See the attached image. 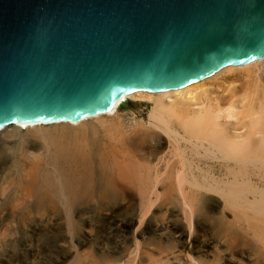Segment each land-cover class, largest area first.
Returning <instances> with one entry per match:
<instances>
[{
	"label": "rangeland",
	"instance_id": "374dc122",
	"mask_svg": "<svg viewBox=\"0 0 264 264\" xmlns=\"http://www.w3.org/2000/svg\"><path fill=\"white\" fill-rule=\"evenodd\" d=\"M152 107L131 100L101 122L0 137V264H264V237L244 210L208 188L186 184L184 193L178 188V174L166 170L168 163L211 167L217 178L228 173L223 163L198 156L165 134L144 137L139 126L155 129L149 124ZM36 161L41 182L50 176L66 190H83L93 179L91 199L78 201L71 211L63 202L37 207L40 197L52 194L44 187L28 194L23 184V167ZM258 174L249 176L264 187ZM194 176L206 186L202 173ZM108 185L112 198L102 199L100 191ZM7 226L11 232L1 239Z\"/></svg>",
	"mask_w": 264,
	"mask_h": 264
},
{
	"label": "water",
	"instance_id": "95a60500",
	"mask_svg": "<svg viewBox=\"0 0 264 264\" xmlns=\"http://www.w3.org/2000/svg\"><path fill=\"white\" fill-rule=\"evenodd\" d=\"M264 57V0H0V131L111 113Z\"/></svg>",
	"mask_w": 264,
	"mask_h": 264
},
{
	"label": "bare ground",
	"instance_id": "6f19581e",
	"mask_svg": "<svg viewBox=\"0 0 264 264\" xmlns=\"http://www.w3.org/2000/svg\"><path fill=\"white\" fill-rule=\"evenodd\" d=\"M131 100L145 101L153 105L149 113V124L155 129L139 126L140 129L146 130V133H142L144 137H150L153 140L161 138L162 134H165L173 139L177 145L185 144L198 156L217 160L220 164L223 163L221 167H225L228 176L233 179L230 180L231 178L226 176L227 174L222 178H217L212 174L211 167L209 168L211 171H206L197 163V165H192L181 161L180 167H173L168 163V167L165 169H172L176 175L178 174V188L183 190V187L189 184L194 188H208L220 193L227 201L244 210L245 217L255 222V229L260 232L261 237H264V187L256 186L249 176L251 172H258L264 180V57L246 65L226 66L210 77L177 90L159 93L133 92L120 99L111 113L88 117L74 124L60 122L27 126L10 125L0 131V137L9 139L25 131L37 134L48 127H81L92 121L101 122L107 117L111 118L117 115L120 108L125 107ZM135 162L137 163V161ZM32 164L29 169L26 168L27 166L23 167L25 174L23 184L29 190L28 194H31L30 191L32 192L36 188L43 187L47 189L49 194H52L49 199L47 196L40 197L37 205L34 203L37 207H41L48 201L50 205L57 208L63 202L71 211L70 209L78 201L91 199L93 179L90 178L92 182L88 183L83 190H81L82 188L77 189L76 186L68 187L69 194L67 196V190L61 186L58 179H50V176H47V179L41 182L38 173L41 164L38 165V161ZM159 164L161 165V163ZM153 168L144 166L143 169L147 172H153L156 169ZM158 170L160 171L159 167ZM190 172L192 177L188 178ZM194 172H200L205 176L206 186H202L195 176L193 177ZM157 173L156 175H158ZM112 190L113 186L111 185L102 188L100 191L102 199H111ZM144 200L146 199L144 198ZM9 228L7 226L2 231L1 239H7L11 232Z\"/></svg>",
	"mask_w": 264,
	"mask_h": 264
}]
</instances>
